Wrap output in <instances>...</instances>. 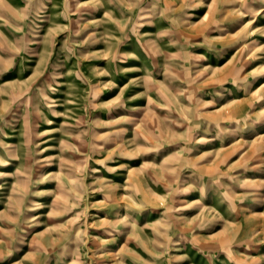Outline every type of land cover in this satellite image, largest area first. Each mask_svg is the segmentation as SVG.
Listing matches in <instances>:
<instances>
[{"label": "rangeland", "instance_id": "obj_1", "mask_svg": "<svg viewBox=\"0 0 264 264\" xmlns=\"http://www.w3.org/2000/svg\"><path fill=\"white\" fill-rule=\"evenodd\" d=\"M0 264H264V0H0Z\"/></svg>", "mask_w": 264, "mask_h": 264}]
</instances>
